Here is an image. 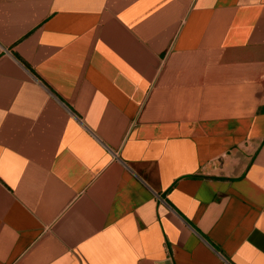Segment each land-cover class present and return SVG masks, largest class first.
<instances>
[{"label":"crops","instance_id":"1","mask_svg":"<svg viewBox=\"0 0 264 264\" xmlns=\"http://www.w3.org/2000/svg\"><path fill=\"white\" fill-rule=\"evenodd\" d=\"M0 264H264V0H0Z\"/></svg>","mask_w":264,"mask_h":264}]
</instances>
